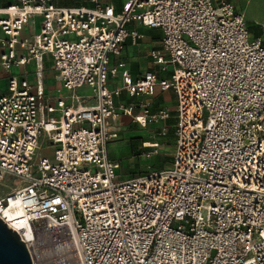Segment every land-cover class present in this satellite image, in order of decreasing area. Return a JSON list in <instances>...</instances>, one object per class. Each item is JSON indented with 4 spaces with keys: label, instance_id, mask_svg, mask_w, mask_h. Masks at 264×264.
I'll use <instances>...</instances> for the list:
<instances>
[{
    "label": "built area",
    "instance_id": "built-area-1",
    "mask_svg": "<svg viewBox=\"0 0 264 264\" xmlns=\"http://www.w3.org/2000/svg\"><path fill=\"white\" fill-rule=\"evenodd\" d=\"M83 1L0 5V69L34 70L0 92V217L33 264H264V38L230 0ZM131 23L161 29L150 56L170 76L114 62L143 36ZM169 89L174 115L153 109ZM123 90L136 111L117 104ZM121 113L163 122L160 136L175 117L170 165L119 177L108 141ZM165 142L144 141V155ZM45 143L54 154L34 160ZM7 176L18 182L2 194Z\"/></svg>",
    "mask_w": 264,
    "mask_h": 264
},
{
    "label": "rangeland",
    "instance_id": "rangeland-1",
    "mask_svg": "<svg viewBox=\"0 0 264 264\" xmlns=\"http://www.w3.org/2000/svg\"><path fill=\"white\" fill-rule=\"evenodd\" d=\"M260 5L263 7L264 13V0H259ZM250 3L247 4V7ZM250 22H256L255 19H249ZM38 18L31 19L30 23L24 27L23 33H29V31L33 34L35 31L39 30L38 26ZM264 26V23H261ZM156 28H148L146 29L145 34L142 38H139L140 41L147 43L150 40L155 39V32ZM30 33V34H31ZM150 56V52L148 53ZM49 66V65H48ZM33 68V65H32ZM29 67L26 69L27 72L25 74H19L20 71L17 70V67L12 69L10 73H7L0 69V92H3V88L8 85V76L10 74H16L19 77H34V70ZM154 71H159L160 66L158 65L157 68H152ZM48 78H50L53 86V91L58 88V81L54 79L55 71L52 68H47L46 72ZM54 94V93H53ZM164 94H167L171 97V103L176 104L177 96L173 89H169L164 91ZM132 119V117H131ZM132 125H123L119 128L118 135L116 137L111 138L108 141V156L116 162L119 163L118 168L116 169L119 177L121 179L132 177L136 174L144 173L152 168H162L164 165L171 164V153L174 144V135H170V130L173 128H169L168 134L163 136L159 135L160 129L165 125L163 122H155L149 124L147 127L143 128L134 120H131ZM157 139L165 140V144L163 147V152L160 155H156L152 158H147L144 155V141H154ZM55 146L52 143H45L41 149H38L34 156V160L37 159L40 155H48L52 157L54 154ZM150 166V167H149ZM18 182V178L14 176H7L2 183V194H6L16 183Z\"/></svg>",
    "mask_w": 264,
    "mask_h": 264
},
{
    "label": "crops",
    "instance_id": "crops-1",
    "mask_svg": "<svg viewBox=\"0 0 264 264\" xmlns=\"http://www.w3.org/2000/svg\"><path fill=\"white\" fill-rule=\"evenodd\" d=\"M16 0H0V5H5L8 3H11ZM120 1V0H116ZM232 1L236 7L237 10L240 12H243L245 15L248 24H249V29L250 32L253 36H262L264 38V26L261 24L262 22L264 23V13H263V7L260 5L259 0H230ZM249 6L247 7V4ZM36 18V17H35ZM35 18H32L35 19ZM255 19L256 22H250L249 19ZM39 20V19H38ZM39 26V23H38ZM136 26L143 35L146 32L147 27L141 26V25H136L134 23H131L129 27ZM155 32V39L148 41L147 43H144L143 41H138L136 43H133L131 39H128L126 41L125 47L123 48V51L120 56L116 57L114 59V62H119L123 61L125 62L126 66L130 69L132 75L134 77L144 73L145 71L152 70V68H157V64L153 62L151 56H149V52L152 48L158 47L161 45V39H162V31L159 28H156ZM38 31V30H37ZM36 32V31H35ZM29 33H23L25 35H30ZM32 34V33H31ZM142 38V37H141ZM49 65V66H48ZM32 68V65H30ZM47 68H52V63L50 60H46L45 63V85L49 93L55 94L56 90L60 88V81L56 77V74L54 75V79L58 81L59 85L58 88L53 91V86L52 82L50 80L51 77L48 78L46 72ZM33 69V68H32ZM17 70L21 71L20 68H17ZM154 71V70H153ZM157 72V71H155ZM158 75L162 77H168L170 76V72H163L161 69L157 72ZM33 78V77H32ZM122 79L121 75H118L117 77H114L111 79L110 87H115L119 84H121ZM117 104H124L125 105H134L135 106V111L137 110V103H138V98L137 97H132L130 96L125 90H123L122 94L116 98ZM177 103V102H176ZM153 109L159 108V107H167L169 110L174 115V108L176 107V104L171 103V97L167 94H164V92L157 93V95L153 98ZM132 116L121 113L120 116L118 117L116 124L119 128L123 125H132L131 119ZM166 124H169V128L174 127L175 124V117H171L168 121H166ZM151 141V140H149ZM166 166V165H164Z\"/></svg>",
    "mask_w": 264,
    "mask_h": 264
},
{
    "label": "water",
    "instance_id": "water-1",
    "mask_svg": "<svg viewBox=\"0 0 264 264\" xmlns=\"http://www.w3.org/2000/svg\"><path fill=\"white\" fill-rule=\"evenodd\" d=\"M18 232L0 217V264H33Z\"/></svg>",
    "mask_w": 264,
    "mask_h": 264
},
{
    "label": "trees",
    "instance_id": "trees-1",
    "mask_svg": "<svg viewBox=\"0 0 264 264\" xmlns=\"http://www.w3.org/2000/svg\"><path fill=\"white\" fill-rule=\"evenodd\" d=\"M56 3L61 4L63 6V5L82 4V3H85V1L83 0H56ZM170 135L172 136L174 135L173 128L170 130Z\"/></svg>",
    "mask_w": 264,
    "mask_h": 264
}]
</instances>
